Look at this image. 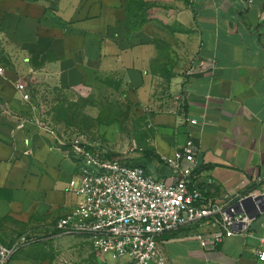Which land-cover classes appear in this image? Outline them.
Instances as JSON below:
<instances>
[{
  "label": "crops",
  "instance_id": "0c3cea01",
  "mask_svg": "<svg viewBox=\"0 0 264 264\" xmlns=\"http://www.w3.org/2000/svg\"><path fill=\"white\" fill-rule=\"evenodd\" d=\"M130 1L0 0V53L13 64L17 53L52 55L33 73L67 88L94 86L100 73L119 67L134 112L150 114L152 149L139 155L150 157L160 179L176 181L165 159L189 138L198 149L191 186L202 200L264 190V0H157L149 18L129 29ZM16 94L0 104V242L6 245L26 234L56 233L58 219L79 201L68 188L78 173L72 149L20 127L26 107ZM263 226L264 206L250 235L204 248L194 225L163 233L159 244L168 264H264L257 254ZM35 262L19 257L12 264H42Z\"/></svg>",
  "mask_w": 264,
  "mask_h": 264
},
{
  "label": "built area",
  "instance_id": "2783aa9c",
  "mask_svg": "<svg viewBox=\"0 0 264 264\" xmlns=\"http://www.w3.org/2000/svg\"><path fill=\"white\" fill-rule=\"evenodd\" d=\"M16 90L22 101L29 100L26 86L18 79ZM72 152L78 173L68 188L79 201L58 219L56 235L83 236L114 264H168L159 237L182 227H200L204 248H214L234 235H250L251 221L263 210L264 190L256 189L236 191L221 202L204 203L199 187L191 186L198 168V149L189 138L172 159H165L175 182L162 180L128 162L127 157L110 156L86 142H73ZM36 241L26 234L9 245L0 242V264H9L21 248ZM259 241L264 245V226ZM257 254L264 262V248Z\"/></svg>",
  "mask_w": 264,
  "mask_h": 264
},
{
  "label": "rangeland",
  "instance_id": "374dc122",
  "mask_svg": "<svg viewBox=\"0 0 264 264\" xmlns=\"http://www.w3.org/2000/svg\"><path fill=\"white\" fill-rule=\"evenodd\" d=\"M55 3V0H48ZM157 0H133L130 5V29L140 26L148 17V9ZM51 6V4H49ZM16 63L0 53V104L13 94L17 96L16 81L23 83L29 100L21 122L34 131L53 136L58 143L72 149L75 141L86 142L94 149L106 151L128 160L140 162V153L152 149L154 128L150 114L134 112L128 100L124 74L119 67L108 68L98 76L94 86L66 87L49 74L34 75L33 71L52 55L37 57L29 52L17 53ZM172 74L168 67H159ZM18 97V96H17ZM37 241L21 248L9 264L17 258H33L42 264H114L105 253L93 249L89 240L78 235H56L54 231L36 236ZM14 264V263H13Z\"/></svg>",
  "mask_w": 264,
  "mask_h": 264
},
{
  "label": "trees",
  "instance_id": "16d2710c",
  "mask_svg": "<svg viewBox=\"0 0 264 264\" xmlns=\"http://www.w3.org/2000/svg\"><path fill=\"white\" fill-rule=\"evenodd\" d=\"M133 0L130 1L129 5H131ZM128 28L130 29L129 26V18H128ZM110 156H116L114 154H110ZM128 162L133 163L135 165H140L142 167H144L147 171L150 172H154L153 169L151 168V164H152V160L150 159V157H148V155H144L143 157H141V161L140 162H134L132 160H128ZM197 171H195L194 175L196 174ZM204 203H207V200L203 199Z\"/></svg>",
  "mask_w": 264,
  "mask_h": 264
}]
</instances>
